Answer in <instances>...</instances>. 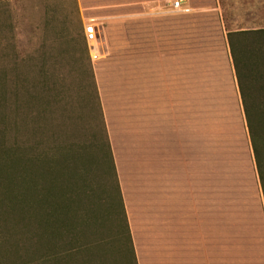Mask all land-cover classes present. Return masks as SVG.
<instances>
[{"label":"rangeland","instance_id":"1","mask_svg":"<svg viewBox=\"0 0 264 264\" xmlns=\"http://www.w3.org/2000/svg\"><path fill=\"white\" fill-rule=\"evenodd\" d=\"M219 1L226 32L264 28V0ZM254 13L257 17L250 16ZM242 42L249 61L264 70V62L258 60L264 55L263 40L250 36ZM229 57L231 73L216 54L205 64L204 84L190 85L188 101L183 102L189 113V151L193 146L198 149L205 228L219 264H264L263 199ZM92 76L76 0H0L2 264H43L51 251H61L58 236L53 248L47 243L46 205L41 203L26 215L21 172L38 169L44 175L46 166L52 165L53 172L44 175L46 181H53L47 199L60 206L58 185L61 174H68L62 170L67 162L72 173L78 172L76 190L82 194L73 208L83 223L78 242L72 236L68 241L72 248L77 243L88 245L92 253L87 256L72 249L70 257L57 264H127L123 222L120 214L112 212L117 209L115 184ZM238 77L245 99L261 105L264 91L252 93L241 67ZM261 81L263 88L264 77ZM17 158L29 164L22 168L18 163L13 178ZM64 184L72 189L69 181ZM96 214L107 216L105 224Z\"/></svg>","mask_w":264,"mask_h":264},{"label":"crops","instance_id":"2","mask_svg":"<svg viewBox=\"0 0 264 264\" xmlns=\"http://www.w3.org/2000/svg\"><path fill=\"white\" fill-rule=\"evenodd\" d=\"M76 3L95 31L93 77L137 264H219L183 102L216 54L232 72L220 1Z\"/></svg>","mask_w":264,"mask_h":264},{"label":"trees","instance_id":"3","mask_svg":"<svg viewBox=\"0 0 264 264\" xmlns=\"http://www.w3.org/2000/svg\"><path fill=\"white\" fill-rule=\"evenodd\" d=\"M250 36L261 38L264 42V28L250 30V31H228L226 33V41L229 48L230 58H231L236 85L241 102L243 117L245 120L247 136L252 151L255 170L257 173L259 186L261 189V194L263 199V205H264V154L262 153V144L264 143V106L262 105L264 103V94L261 97L259 96L260 100L262 101L261 104L262 106L253 104L252 103L253 101L249 102L244 97L238 77V68L241 67L242 71L245 73L246 78H248V80L251 81L249 84L251 86L252 93L254 92V90L257 91L259 89L261 93L262 91H264V87L262 88L261 86V84H263L261 79L264 77V70L263 69L260 70V67H258L257 64L249 61V57H247L246 55L247 50L246 52H242L243 50H245V47H244V43L243 42L241 43V41H244L246 37H250ZM242 53L244 55L243 58H242ZM258 60L264 62V55L262 54L259 55ZM242 62L244 63V65L242 64ZM241 65H243L244 67H242ZM248 76L252 77L253 79L251 80V78ZM92 79H93V87L96 96L97 107L99 110L101 125L104 134L106 153L110 162V166H111L110 168L115 184L114 191L117 201V205H116L117 209L112 210V212L117 215L120 214L121 220L123 222L122 227L125 235L124 244L127 247L125 252L126 253L129 252L128 257L125 259V261L127 262V264H137L131 233L124 209L123 199L116 175L115 164L112 157L110 144L108 141L107 131L104 125L100 101L93 76ZM20 161L21 159L17 158V160L14 161L13 163L14 166L13 178H16L14 176V173L16 171L15 167L18 163H22L21 165L22 168L27 167L29 164L27 161H23V162ZM23 170H24L23 175L21 172V178H22V187H23V202L25 205L24 208L26 215L29 216V214L31 213L30 210H33V207L37 205L39 206L41 203L45 204L46 205L45 207L49 209L47 215V221H46L47 223L46 226L48 229L47 243L50 244V247L53 248L54 246L53 240L56 239V236H58L59 240H61L63 243L61 247V251H59V253L57 251L52 253L53 251H51L50 255H46L44 259H42L43 264H49L50 262H52V264H57V262L69 258L72 253L71 252L72 249L76 250L78 254L83 253L84 255L90 256L92 253L91 252L92 247L77 243L76 247L72 248L74 245H72V242L68 241V237L72 236L75 242H78L79 240L78 233L82 232L81 228H83V223L82 222L80 223L78 221L79 218L75 217L77 211L73 208V206L74 205L76 206V204L79 202L82 194L81 191L76 190L75 180L76 177L78 176V172L76 173L74 170V173H72L71 166L68 164V162L65 163L64 166H62V170L66 171L68 174L62 173L60 177L61 184L58 185V187L62 200L60 206H58L55 204L52 205V203L49 202L47 199V193H49L53 181L52 182L48 180L46 181L45 176L50 175L53 172L54 167L48 164L45 169L46 170V172L44 173L45 176L38 169H35L36 170L35 173H31L30 171L27 172L26 169ZM66 180L71 183L72 189L68 188V186L64 184ZM69 194L70 196H68ZM72 214H74V217H72ZM98 216L100 217V224H105L107 216H105L104 214H100V215L96 214V217ZM75 218L77 220H75ZM87 224L90 225V227L94 226V222L89 223V220ZM57 240L58 239H56V241ZM64 240H67L66 243H64ZM67 244L69 245V247L68 246L66 247ZM0 264H2L1 245H0Z\"/></svg>","mask_w":264,"mask_h":264},{"label":"built area","instance_id":"4","mask_svg":"<svg viewBox=\"0 0 264 264\" xmlns=\"http://www.w3.org/2000/svg\"><path fill=\"white\" fill-rule=\"evenodd\" d=\"M172 7L174 9H178L179 1H174L172 3ZM83 32H84V36H85V41H86L88 49H89L90 58L92 61H96L97 55H96V52L93 50V43L95 41V31H94L93 25L83 26Z\"/></svg>","mask_w":264,"mask_h":264}]
</instances>
